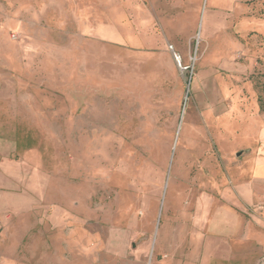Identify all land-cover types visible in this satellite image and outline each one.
Returning <instances> with one entry per match:
<instances>
[{
  "label": "rangeland",
  "instance_id": "1",
  "mask_svg": "<svg viewBox=\"0 0 264 264\" xmlns=\"http://www.w3.org/2000/svg\"><path fill=\"white\" fill-rule=\"evenodd\" d=\"M263 163L264 0H0V264H264Z\"/></svg>",
  "mask_w": 264,
  "mask_h": 264
},
{
  "label": "crops",
  "instance_id": "2",
  "mask_svg": "<svg viewBox=\"0 0 264 264\" xmlns=\"http://www.w3.org/2000/svg\"><path fill=\"white\" fill-rule=\"evenodd\" d=\"M172 57L178 66L175 60V57H177L176 54L174 53ZM239 188H234V192L238 196V199H236L238 206L226 208L227 214L230 216L231 220L233 219L232 221L237 224L236 226L238 231L236 237H238V240H236L235 243L237 242L239 246L241 245L239 243H247V241H257V243H260L259 239L264 240V235L262 238L259 237L258 240L247 239L246 233L249 231L257 233L256 227H254V224L250 221L245 222V218L240 213L245 212V208L251 206L257 200V198L260 197L259 190H261V188L264 189V163L255 166L251 175L244 179V182L240 183ZM232 257H234V252L232 253ZM227 259H229V257H227Z\"/></svg>",
  "mask_w": 264,
  "mask_h": 264
},
{
  "label": "water",
  "instance_id": "3",
  "mask_svg": "<svg viewBox=\"0 0 264 264\" xmlns=\"http://www.w3.org/2000/svg\"><path fill=\"white\" fill-rule=\"evenodd\" d=\"M177 58L175 57V60H176ZM177 64H178V66H179V63L177 62Z\"/></svg>",
  "mask_w": 264,
  "mask_h": 264
},
{
  "label": "bare ground",
  "instance_id": "4",
  "mask_svg": "<svg viewBox=\"0 0 264 264\" xmlns=\"http://www.w3.org/2000/svg\"><path fill=\"white\" fill-rule=\"evenodd\" d=\"M177 60V62L179 63V60L178 59H176Z\"/></svg>",
  "mask_w": 264,
  "mask_h": 264
}]
</instances>
